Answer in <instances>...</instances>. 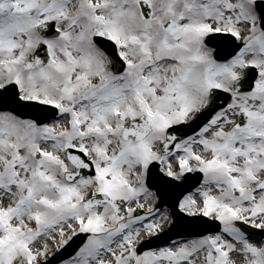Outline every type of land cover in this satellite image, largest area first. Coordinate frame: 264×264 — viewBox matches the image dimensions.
I'll return each instance as SVG.
<instances>
[{"label": "snow or ice", "instance_id": "obj_1", "mask_svg": "<svg viewBox=\"0 0 264 264\" xmlns=\"http://www.w3.org/2000/svg\"><path fill=\"white\" fill-rule=\"evenodd\" d=\"M0 264H264V0H0Z\"/></svg>", "mask_w": 264, "mask_h": 264}, {"label": "water", "instance_id": "obj_2", "mask_svg": "<svg viewBox=\"0 0 264 264\" xmlns=\"http://www.w3.org/2000/svg\"><path fill=\"white\" fill-rule=\"evenodd\" d=\"M174 238V237H173Z\"/></svg>", "mask_w": 264, "mask_h": 264}]
</instances>
